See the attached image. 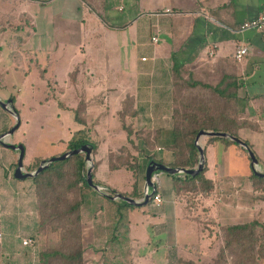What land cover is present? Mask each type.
Instances as JSON below:
<instances>
[{
	"label": "crops",
	"instance_id": "1",
	"mask_svg": "<svg viewBox=\"0 0 264 264\" xmlns=\"http://www.w3.org/2000/svg\"><path fill=\"white\" fill-rule=\"evenodd\" d=\"M77 1L71 0L78 12L76 13V18L80 19L81 15L79 14L81 12ZM48 2L51 1L0 0V7L4 8L3 11H0V21H14L16 26L10 27V29L20 31L28 29L31 30L32 35H37L36 24L39 20L40 10L36 9V4L44 5ZM18 6H20V9L17 8ZM138 7L144 12L146 11L147 17L155 19L154 23L148 21L150 38L148 37L147 41L140 42L142 38H139V31H142L144 22H140L142 24L141 29L137 25L134 26L135 38L140 42H137L133 59L140 77L137 89L139 90V85L141 84V97L139 93L131 95L127 89L121 88L118 83V76L115 74L113 76L116 79L106 83L107 85L103 84V86H100L101 82L92 81L89 85L86 83V89L75 93L69 87L79 85L83 80L81 75L79 76V68H77L72 73L64 74L61 77V80L67 77L68 83H63L65 87L61 90L63 92H60L59 100L56 96L55 99H52L54 98L52 96L49 101L58 105L62 114L71 116L74 125L73 127L71 124V128H68L67 139L55 156L70 151V143L82 139L81 137L75 138L76 133L84 135L87 144L91 146L90 157L93 164L91 172L92 180L95 181V184L141 201L145 187V170L151 161L145 160L144 156H152L150 152H153L149 141H162V144L166 146L165 142L169 139L172 129V60L170 56L174 45L170 44V49L160 47L158 33H160L161 27L163 26V30L170 37L172 32L171 23L176 21L178 23L179 37L188 41L195 30L198 29L199 35L204 40L196 54L197 58L201 60H203L202 53L205 48L212 44L217 45V51L215 58L211 62L216 59L231 58L233 50L239 46L247 48V54L239 61L238 65L243 82L242 87L239 89V96L243 99L241 104L247 109L249 116H251L250 111L253 109V116L247 119L258 124L259 130L242 129L240 132L250 130L252 133L261 134L264 133V30L249 29L239 31L238 27L242 22L264 14V2L263 0H140V4L136 1V7L134 5L135 14H137ZM125 8L126 6L123 7L122 11ZM165 9H169L171 13L154 14L156 11L161 13ZM174 12L175 14H172ZM173 15L176 18H173ZM90 20V24L94 27L96 22L92 18ZM129 20L128 17V22ZM71 22L73 24V21ZM103 25L102 29L115 30V32L113 31L114 35L116 34V29H121L119 31L124 32L131 27L129 23H123V21H119V24ZM6 29L7 27L5 26L0 28V30ZM58 29L61 30L60 33L64 37L67 35L66 32H69L64 27ZM3 36L4 33H0V39ZM154 36L157 38L156 43L151 40ZM18 38L24 39L22 36ZM188 41H186L185 45ZM101 42L103 44H100ZM104 42L101 36H97L92 41V45L89 44L90 51L103 53L104 50L105 52ZM1 44L4 43L0 40V46ZM114 44L116 45V42ZM144 47H148V49L142 51L141 49ZM113 49L114 59L118 60L116 48ZM81 52H84L83 48H81ZM142 53L148 55L150 61ZM88 59H92V56ZM71 74H74V81L70 79ZM50 77L61 83L60 79H56V74ZM48 86L49 83H46V87L50 89ZM149 90H151L150 96L146 94ZM128 98L130 102H127ZM80 99H84L86 105L84 122L77 121L74 115V109ZM115 119L118 120V124ZM127 130L128 132L131 131L130 135H128ZM81 131H84V133H81ZM12 144L14 143L12 142ZM200 144L202 146L201 139ZM162 147L163 145L156 144L157 151H160ZM121 148H125L128 152L130 158L127 162L128 165L132 164V167L125 163L123 166L111 168L109 156L111 153L118 152ZM207 149L210 152L213 150L223 153L229 151L232 154L236 151L233 145H227L223 142L209 145ZM235 157L240 158L242 156ZM140 158L144 159V166L147 164L145 168H142V159ZM154 160L158 162V160ZM165 160L171 163V155L169 154V157H166ZM67 161L47 169L45 173H42L41 178L27 177V179H30L28 182L21 180L24 178L11 182L10 175H7L5 170L0 172V215L4 213L10 217L16 215V220L18 215L24 216L22 226L17 220L13 229H9L5 225L4 229L1 228L3 237L0 241V264H52L50 259L43 263L40 254L51 251L46 250L48 248H54L55 243L58 242L59 233L66 229L67 222L73 221L71 216H75L74 220L77 225L76 236L80 240L84 238L87 241L85 242L84 253L86 251L93 252L92 247L95 244H102V238H104V242L106 241L105 243L108 242L107 237L110 236L108 231L112 233L113 230L115 220L114 217H111V219L100 220L102 229L105 227L106 230L100 231L97 217L105 214L107 206H110L111 210L114 209V205L115 207L123 206L125 209H131V212L134 208L146 206L149 213L164 218L166 222L170 219L175 226H177V221L180 218L186 220V229H190V225L193 226L195 232L201 229L200 241L197 242L199 245L197 250L199 260H207L211 252L213 253L212 258L215 257L219 247L212 244L213 240H210L211 234L209 233L206 236L204 225L200 226L198 221L207 220L210 225L214 226L215 224L218 228L225 224H236L234 216H228L226 218L228 221L225 223L220 221L219 210L226 206L229 209L231 206L236 207V202L232 198L228 202L224 201L225 191H222V188H225L226 184L218 186L214 183L215 178L213 176L205 174L214 184L213 190L209 195L193 194L190 198L187 193L178 194L175 191L173 178L181 177L183 174L171 175L157 171L154 173L156 176L154 186L162 198V203L157 207L148 199L146 204L135 206L122 200L111 199L90 187L82 185L77 181L75 174H69L71 167L73 172L77 157L73 155ZM82 161L85 164V156H83ZM205 161L207 162L206 157ZM164 164L167 165L165 162ZM88 165L85 164V166ZM23 166L26 167V170H34V168H30L31 165L23 164ZM212 166L214 170L216 165L212 164ZM208 168L209 164L207 163V170ZM135 171L136 176L134 175ZM113 174L115 175L112 176ZM52 175H54L55 179L49 180ZM250 188L252 189L251 186ZM149 189L152 188L150 187ZM214 209H216V213ZM178 211H182V216H178ZM168 213H171V215H167ZM41 220L45 224L41 225ZM161 229L166 230L167 227L163 226ZM18 238H21V246L27 247V249L19 251V245L16 241ZM26 239H30L31 243L24 245L22 242ZM202 241H206V244H199ZM183 245L185 251L192 253L195 250L193 243L189 244V247H185L186 243ZM170 250L171 252L172 250L176 252L178 248H170ZM207 253L210 254L207 255ZM156 254L157 251L154 256ZM178 258L186 262L194 261L189 255L186 258ZM96 263L91 261V264Z\"/></svg>",
	"mask_w": 264,
	"mask_h": 264
},
{
	"label": "rangeland",
	"instance_id": "2",
	"mask_svg": "<svg viewBox=\"0 0 264 264\" xmlns=\"http://www.w3.org/2000/svg\"><path fill=\"white\" fill-rule=\"evenodd\" d=\"M50 1L44 5L36 4V9L40 10L39 20L36 24L37 35H32L31 30L28 29L23 31L10 29V27L16 26L14 21H0V28L2 26L7 27L6 30H0L1 34L4 33V36L0 39L4 43L0 46V99L3 102L11 97L15 99L13 107L18 110L17 114L20 120V125L15 132L10 137L1 140L22 144L25 150L23 164L31 165V169L35 167L38 161L41 162L56 157L55 154L61 150L67 139L68 128L73 125L72 117L62 114L58 105L49 101L52 96L54 97L52 99H55L56 96L59 100L60 92H63L61 90L65 87L63 83H68L67 77L61 80L64 74L72 73L73 70L79 68V76L81 75V79H83L81 84L69 87L75 93L86 89V83L89 85L92 81L101 82L100 86L107 85L106 83L116 79L113 76L115 74L118 76V83L121 88L127 89L131 95L139 93L141 97L140 83L139 90L137 89L140 77L133 59L138 42L135 38L134 26L137 25L141 29L142 24L140 22H144L145 27L143 25L142 31H139V38H142L140 42H143L147 41L148 37L150 38L149 22H155V19L147 17L146 11L144 12L140 7H138L137 14L134 13V5L136 7V1L140 4V0H78L77 3L81 12L79 14L81 15L80 19L76 18L78 12L71 0ZM120 6H126L125 10L118 11ZM17 8L20 9V6ZM3 10L4 8L0 7V11ZM62 18L64 19L62 20ZM90 18L96 22L94 27L90 24ZM71 21H73V24ZM119 21L129 23L130 29L124 32L119 31L121 29H116L115 35L113 34L115 30L102 29L103 24H119ZM62 27L69 31L66 32L65 37L58 29H62ZM165 32L162 26L160 33H158L159 45L170 49L171 41ZM193 34L178 53L181 61L192 60L199 51L202 41H204L203 38L200 41L199 36L194 37ZM19 36L24 37V39L18 38ZM97 36H101L105 41L104 47L106 50L105 52L103 50V53H96V51H90L89 49L92 41ZM200 37L202 36L200 35ZM114 42H116V45ZM81 48L84 49V52H81ZM113 48H116L118 60L114 59ZM147 49L148 47H144L141 50ZM142 54L150 61L148 55ZM87 56L88 58L92 56V59L89 60ZM54 74L57 75L56 79H60L61 83L50 77ZM45 82L49 83L48 87L50 89L46 87ZM146 94L150 96L151 90ZM8 109H11L10 105H8ZM248 114L249 112L247 113L244 105L240 104V115L246 119L253 116V109L250 111L251 116ZM14 123L15 119L12 114L0 107V136L9 130ZM239 135L241 139L247 140L252 145L253 150L261 159L259 170L264 172V133L255 134L250 130H245L239 132ZM79 137L85 138L84 135L76 133L75 138L78 139ZM203 137H201V140ZM150 143L151 150H153V152H150L152 157L156 160L161 159L162 162L164 161L169 165V161L165 160L170 154L167 146H164L162 141L153 142L150 140ZM156 144L163 145L160 151L156 150ZM233 146L236 149L233 154L229 151L223 153L213 150L210 152L208 149L205 153L209 164L205 174L213 176L215 178L214 183L218 186L226 184L225 188H222V191H225V202H228L230 198L236 202V207L231 206L229 209L226 206L219 210L220 221L225 223L228 221L226 220L228 216H234L236 223L257 219L264 224V192L261 193L263 198L256 197L257 193L253 190V180L250 177L248 158L242 149L236 145ZM235 156L242 157L237 158ZM17 158L18 154L14 150L0 144V172L5 170L6 174L10 175L11 182L20 180L13 175ZM142 160V168H145L147 164L144 166V159ZM66 162H68L67 159L54 162L53 167ZM212 164L216 165L214 170ZM25 168V171H29ZM87 168L88 166H85V171ZM34 170H31V172ZM45 172L44 169L33 178H41L42 173ZM72 173L75 174L77 179L75 166L73 172L71 167L69 174ZM54 179V175L49 178V180ZM21 180L28 182L30 179L24 178ZM185 193L190 198L195 194L194 192ZM113 207L116 212L111 210L110 206H107L105 214L97 217L102 232L106 230L104 226V229H102L100 220L114 217L115 221L112 233L108 231V235H110L107 237L108 242L105 243L106 241L104 242V238H102V244H93V252L86 251L84 253L85 242L87 241L84 238L80 240L76 236L75 216H71L73 221L67 222L66 229L59 233L58 242L55 243L54 248L46 250H57L68 255L83 250V264H91V261L97 262L96 264H182L186 261L178 257L186 258L188 255L194 260L193 264H205L206 262L211 264L213 262L215 257L212 258V252L211 254L207 253V255L210 254L207 260L198 259L197 250L199 245L197 242L200 241L201 229L195 232L193 226L188 222L190 229H186V220L180 218L177 221V226H175L170 219L166 222L164 218L149 213L146 206L134 208L132 212L131 209H125L123 206L115 207L114 205ZM214 210L216 213V209ZM167 215H171V213ZM0 216L2 229H4V225L9 229H13L17 220H19L21 226L23 225L24 216L22 215H18L17 220L16 215L10 217L4 213ZM178 216H182V211H178ZM198 222L200 226L204 225L206 236L209 233L211 234L212 244L221 247L222 238L219 228L215 224L214 226L210 225L207 220ZM43 224L45 222L41 220V225ZM163 226H166L167 229L162 230L161 227ZM16 241L19 245V251L27 249V247L21 246V238ZM185 243V247H189L193 243L195 250L192 253L185 251L183 245ZM199 244L205 245L206 241ZM170 248H178V250L176 252L172 250L171 252ZM156 251L157 254L154 256ZM50 260L52 264H66L65 260L60 257ZM261 264H264V262Z\"/></svg>",
	"mask_w": 264,
	"mask_h": 264
},
{
	"label": "trees",
	"instance_id": "3",
	"mask_svg": "<svg viewBox=\"0 0 264 264\" xmlns=\"http://www.w3.org/2000/svg\"><path fill=\"white\" fill-rule=\"evenodd\" d=\"M120 7L123 9V6ZM172 14H175V12ZM173 18H176L175 15H173ZM171 27L172 32L169 40L171 41L170 44L174 45L170 56L172 60V129L169 139L165 142L171 155V163L167 166L194 169L198 163L195 138L200 130L224 132L241 139L239 132L242 129L258 131L259 126L252 120L240 115V104L243 99L239 96V89L242 87L243 82L239 73V62L233 55L231 58L216 59L212 62L198 59L197 55L190 61H181L178 53L187 40L179 37L176 21H172ZM198 31L196 29L193 36H199L200 41H202L203 37H200ZM70 79L74 81V74H71ZM10 99L12 103L15 102L13 97ZM127 102H130L129 98ZM85 110L84 99H80L74 109L77 121H85ZM15 111L18 113V110L15 109ZM81 133H84V131H81ZM130 133L131 131L128 132V135ZM243 141L252 149L258 161L261 162L252 145L247 140ZM201 142L204 155L209 145L223 142L227 145H236L242 149L249 161L246 150L229 138L203 137ZM84 144H87L84 138L72 141L69 149H77ZM74 156L77 157L75 165L77 181L88 187L85 182V164L82 161L84 155L76 154ZM144 157L147 161L154 159L151 155ZM129 158L126 149L121 148L118 152L111 153L109 156L110 167L116 168L123 166L125 163L128 165L127 160ZM158 162L163 163L161 160H158ZM53 164L45 170L51 168ZM38 165L39 161L33 168L35 169ZM206 171L207 162L205 161L203 170L198 174L194 176L183 174L181 177H174L173 182L176 193L194 192L196 195H209L214 184L210 178L205 176ZM134 175L136 176V171ZM250 177L253 180V190L257 193L256 197L263 198L261 193L264 192V177L254 175L251 169ZM92 181L95 183L94 180ZM110 192L114 193L115 191L111 190ZM219 232L222 238V246L219 247L211 264H261L264 262L263 223L255 219L244 223L225 224L220 226ZM40 255L43 263H46L49 259L60 257L65 260L66 264H83L81 251L74 255H68L57 250H51ZM186 263L193 264V262ZM186 263L184 262V264Z\"/></svg>",
	"mask_w": 264,
	"mask_h": 264
},
{
	"label": "water",
	"instance_id": "4",
	"mask_svg": "<svg viewBox=\"0 0 264 264\" xmlns=\"http://www.w3.org/2000/svg\"><path fill=\"white\" fill-rule=\"evenodd\" d=\"M0 105L4 109L8 110L12 114L13 118L15 119L14 125L0 136V144L6 148L12 149L17 152L18 158H17L16 167L14 169L13 175L15 178H18V179L34 177L54 162L63 161L76 154H83L85 156V164H89L86 170V173H85V182L88 185V187L92 188L94 191L100 194H103L111 199L122 200L125 203L135 205V206L144 205L147 203V200L149 199V196L151 195V192L147 190L150 187L152 189H154L155 187L154 184L152 183V176L155 172L157 171L165 172L171 175L188 174V175L194 176L203 170L204 165H205V155H204L203 147L200 144V139L203 136L229 138L231 141L236 142L240 147L246 150L247 155L249 157V166H250L252 173L258 177H262V178L264 177V172L259 170L260 163L257 157L255 156L252 149L243 140L237 137L231 136L228 133L205 131V130H200L195 138V146L198 150V163H197L196 168L183 169V168L170 167V166L165 165L164 163H160L154 160H151L148 163L146 170H145V187H144L143 199L141 201H137L128 196H124L123 194L119 192L111 193L110 192L111 190L105 188L104 186H100V185L93 183L92 172H91L93 164L91 162V157H90L91 146H89L88 144H84L77 149H72L68 152H65L56 157H52L48 160H43L40 162L39 166L32 172L25 171L24 166H23L24 146L22 144H12L7 141L1 140L2 138L10 137L14 133V131L18 128L20 124L19 116L13 107V103L11 99H7L4 102L0 99ZM8 105L11 106V109H8Z\"/></svg>",
	"mask_w": 264,
	"mask_h": 264
},
{
	"label": "built area",
	"instance_id": "5",
	"mask_svg": "<svg viewBox=\"0 0 264 264\" xmlns=\"http://www.w3.org/2000/svg\"><path fill=\"white\" fill-rule=\"evenodd\" d=\"M119 9H122V7H119ZM171 11L169 9H165L163 12H154L155 15H161V14H170ZM254 29L258 31L264 30V14H260L255 18L246 20L242 22L239 26V31ZM152 42L156 43L157 38L154 36L151 38ZM217 51V45L212 44L205 48L204 52L202 53V59L205 61H211L215 58ZM247 54V48L243 46H239L233 50V57L239 62L242 60V58ZM155 174L152 176V183L155 185ZM147 191L151 192V195L149 196V199L151 200L152 204L154 206H160L162 203L161 196L157 193L155 187L154 189H148ZM3 235L1 232V224H0V241L2 239ZM24 245H28L31 243L30 239L23 240L22 242Z\"/></svg>",
	"mask_w": 264,
	"mask_h": 264
}]
</instances>
